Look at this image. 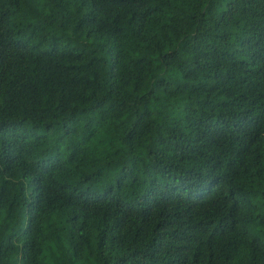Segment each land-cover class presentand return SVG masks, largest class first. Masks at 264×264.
I'll use <instances>...</instances> for the list:
<instances>
[{"label": "trees", "instance_id": "obj_1", "mask_svg": "<svg viewBox=\"0 0 264 264\" xmlns=\"http://www.w3.org/2000/svg\"><path fill=\"white\" fill-rule=\"evenodd\" d=\"M0 264H264V0H0Z\"/></svg>", "mask_w": 264, "mask_h": 264}]
</instances>
